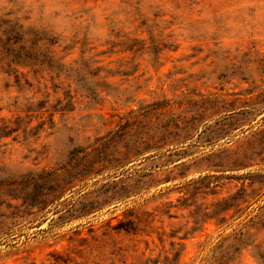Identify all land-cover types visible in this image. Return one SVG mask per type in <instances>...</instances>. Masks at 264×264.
<instances>
[{
    "label": "rangeland",
    "instance_id": "374dc122",
    "mask_svg": "<svg viewBox=\"0 0 264 264\" xmlns=\"http://www.w3.org/2000/svg\"><path fill=\"white\" fill-rule=\"evenodd\" d=\"M262 252L264 0H0V264Z\"/></svg>",
    "mask_w": 264,
    "mask_h": 264
},
{
    "label": "trees",
    "instance_id": "16d2710c",
    "mask_svg": "<svg viewBox=\"0 0 264 264\" xmlns=\"http://www.w3.org/2000/svg\"><path fill=\"white\" fill-rule=\"evenodd\" d=\"M54 39L55 38L42 39L41 42L44 43V48H45V49L44 48H42V49L43 50H50L52 52L51 47L55 43ZM5 42H7V41H5ZM9 42L13 43L15 45H20V47L22 49H25L27 53H30L36 44H39L42 47V45L39 41H34V40L29 39V38L28 39L24 38L23 40H14V41H9ZM240 235H242V233H240ZM258 264H264V253L263 252L258 254Z\"/></svg>",
    "mask_w": 264,
    "mask_h": 264
}]
</instances>
